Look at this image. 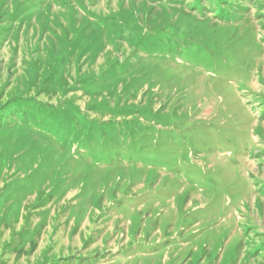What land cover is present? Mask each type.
I'll list each match as a JSON object with an SVG mask.
<instances>
[{"label": "rangeland", "instance_id": "374dc122", "mask_svg": "<svg viewBox=\"0 0 264 264\" xmlns=\"http://www.w3.org/2000/svg\"><path fill=\"white\" fill-rule=\"evenodd\" d=\"M0 264H264V0H0Z\"/></svg>", "mask_w": 264, "mask_h": 264}]
</instances>
